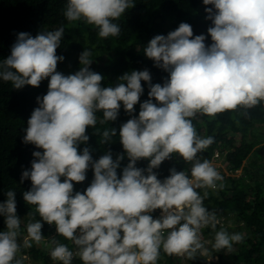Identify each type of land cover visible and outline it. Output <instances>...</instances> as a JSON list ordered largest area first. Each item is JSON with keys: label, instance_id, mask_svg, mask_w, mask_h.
I'll return each mask as SVG.
<instances>
[{"label": "clouds", "instance_id": "9594fccd", "mask_svg": "<svg viewBox=\"0 0 264 264\" xmlns=\"http://www.w3.org/2000/svg\"><path fill=\"white\" fill-rule=\"evenodd\" d=\"M133 4V0H67L64 16L95 26L101 38L116 37L121 29L114 21ZM203 4L212 5L204 9L212 22L207 29L211 44L206 46L203 33L190 38L192 27L181 22L167 35H155L144 49L155 66L169 73L163 85L153 84L144 69L125 73L116 86L104 87L103 76L90 68L89 50L79 56V70L64 75L56 70L58 61L64 60L56 54L63 28L35 37L18 33L11 54L0 61V79L19 89L38 87L50 77L23 137L24 143L43 149L33 152L31 169L21 174V182L31 181L23 198L36 206L41 218L27 223L24 248L42 241L46 222L77 246L82 264H157L161 249L170 256L192 258L198 250L207 255L201 230L215 229L219 220L204 205L207 191L202 196L198 189H215L223 176L209 160L197 157L214 138L200 137L192 118L264 102V0H203ZM142 80L148 83V99L140 103L138 116L119 128L129 162L118 178L123 154L114 160L108 151L94 160L88 147L78 153V145L89 140L86 126H96L97 111L103 113L101 123L117 120L121 102L127 113L136 111L134 105L144 93ZM116 132V128L104 130V140ZM174 153L192 164L190 176L170 168V175L161 181L153 169ZM142 158L148 160L147 169L136 167ZM89 167L93 180L84 192L74 193L73 182L85 181ZM6 196L0 202L6 225L0 231V264H21L17 259L21 218L15 192L9 190ZM157 209L160 214L154 218ZM243 239L240 233L222 229L215 233L212 247L232 251L233 244ZM50 257L72 264L74 253L57 241Z\"/></svg>", "mask_w": 264, "mask_h": 264}, {"label": "trees", "instance_id": "16d2710c", "mask_svg": "<svg viewBox=\"0 0 264 264\" xmlns=\"http://www.w3.org/2000/svg\"><path fill=\"white\" fill-rule=\"evenodd\" d=\"M132 7L116 21L120 26L119 36L101 38L98 29L84 20L68 21L64 16L67 0H0V61L11 54V48L20 32H26L35 37L46 34L58 28H63L60 46L56 54L64 56L58 61L57 71L64 74H74L81 67L79 56L83 51L91 52V70L101 74V85L116 86L125 73L133 70L148 69L153 84L163 83L169 73L155 66L154 61L144 54L148 42L155 35H167L175 30L181 22L188 23L193 29V37L205 34L206 46L211 44L208 27L212 22L206 19L204 9L212 5H204L203 0H133ZM49 78L41 81L38 87L25 85L22 88L13 87L11 82L0 79V202L7 199L9 190L15 192L17 215L21 218V229L18 242L21 245L17 259L25 264L26 255L35 264H61L50 257V249L55 242L66 244L74 253L72 264H82L77 246L70 240L54 231V224H42L43 239L39 244L33 242L31 248L23 247L26 236V225L30 221L41 219L36 206L28 204L23 193L31 187L30 179L21 182L24 170L31 169V162L36 159L34 151H43L32 143H24L25 129L33 110L39 107L37 97H43L48 91ZM126 83V82H125ZM144 93L140 101L134 105L135 112L127 113L121 102L117 120H103L102 111L96 112L95 127L86 126L87 142L78 145V153L88 147L94 160L111 151L115 160L117 154H123L118 178L122 169L129 162L124 153L119 138V128L132 116H138L140 103L148 99V83L141 81ZM155 103V98H153ZM197 134L202 137L212 136L214 142L197 154L201 160H209L215 151L223 159L226 180L217 181L215 189H198L203 196L205 207L215 213L219 223L213 229L210 226L201 230V241L208 249L207 255L197 251L192 258L168 255L161 249L157 264H264V102L245 109L226 110L209 116L197 113L192 118ZM116 128V135L107 141L102 135L106 129ZM148 160L140 159L136 167L147 169ZM192 164L186 162L178 153L153 169L161 181L170 175L169 169L188 173ZM240 170L239 174L237 172ZM147 175V172L144 173ZM93 171L89 167L83 182H73L74 193L84 192L93 180ZM64 177H61L63 181ZM222 185V186H221ZM159 210V209H157ZM152 213L154 215L156 211ZM6 225L4 217L0 216V231ZM240 233L244 239L233 244V250H215L212 247L215 233L220 230ZM207 240V243L204 242ZM215 257V259H211Z\"/></svg>", "mask_w": 264, "mask_h": 264}, {"label": "built area", "instance_id": "2783aa9c", "mask_svg": "<svg viewBox=\"0 0 264 264\" xmlns=\"http://www.w3.org/2000/svg\"><path fill=\"white\" fill-rule=\"evenodd\" d=\"M209 161L212 163V165L216 168V170L223 176V180H226L229 173L226 171L225 169V165L223 163V159L221 154L218 151H215L212 155V157L209 159ZM192 167V166H191ZM190 167V169H191ZM190 176V171L187 173ZM222 180V181H223ZM160 214V210H157L156 213L153 215V217L155 218L156 216H158ZM50 225V224H49ZM54 231L56 232V227L54 226ZM205 243H207V240H204ZM206 248V247H205ZM200 253L201 251L198 250ZM186 255V254H185ZM185 255L183 256H177V257H185ZM211 259H215V257H212Z\"/></svg>", "mask_w": 264, "mask_h": 264}, {"label": "rangeland", "instance_id": "374dc122", "mask_svg": "<svg viewBox=\"0 0 264 264\" xmlns=\"http://www.w3.org/2000/svg\"><path fill=\"white\" fill-rule=\"evenodd\" d=\"M240 170L237 172V174H239ZM25 264H35V262H32L31 259H27Z\"/></svg>", "mask_w": 264, "mask_h": 264}]
</instances>
